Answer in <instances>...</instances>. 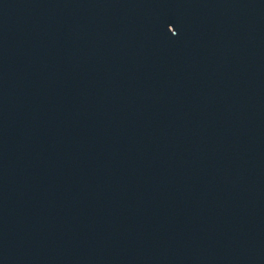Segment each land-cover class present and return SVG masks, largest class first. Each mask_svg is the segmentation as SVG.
Masks as SVG:
<instances>
[{"label":"water","instance_id":"obj_1","mask_svg":"<svg viewBox=\"0 0 264 264\" xmlns=\"http://www.w3.org/2000/svg\"><path fill=\"white\" fill-rule=\"evenodd\" d=\"M0 264H264V0H0Z\"/></svg>","mask_w":264,"mask_h":264}]
</instances>
